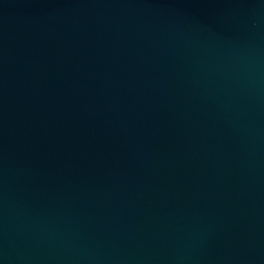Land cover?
<instances>
[{"label": "water", "instance_id": "water-1", "mask_svg": "<svg viewBox=\"0 0 264 264\" xmlns=\"http://www.w3.org/2000/svg\"><path fill=\"white\" fill-rule=\"evenodd\" d=\"M0 264H264V0H0Z\"/></svg>", "mask_w": 264, "mask_h": 264}]
</instances>
